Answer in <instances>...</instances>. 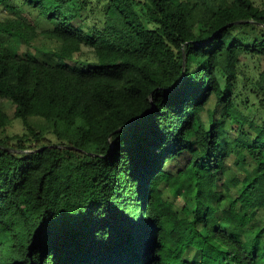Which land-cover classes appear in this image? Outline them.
<instances>
[{
	"label": "trees",
	"instance_id": "trees-1",
	"mask_svg": "<svg viewBox=\"0 0 264 264\" xmlns=\"http://www.w3.org/2000/svg\"><path fill=\"white\" fill-rule=\"evenodd\" d=\"M77 1L0 0V264H264V0Z\"/></svg>",
	"mask_w": 264,
	"mask_h": 264
},
{
	"label": "rangeland",
	"instance_id": "rangeland-1",
	"mask_svg": "<svg viewBox=\"0 0 264 264\" xmlns=\"http://www.w3.org/2000/svg\"><path fill=\"white\" fill-rule=\"evenodd\" d=\"M254 1L256 2L257 5H261V2L263 0H254ZM16 2H17V4H21V0H16ZM93 2L94 3L92 4V6L95 9V11H92L89 9H88L89 10L88 11L87 9L82 10L80 3H78V1H77L76 5H75V8L77 9L76 13L81 12L82 18L86 17V16L89 18L88 22H89L90 28H92V27L103 28L105 19H104V15H103V9H101V8H103V6H105L106 4H104L102 6L100 4L96 5L95 0H93ZM9 13H11V12L6 10L4 6H0V19L5 17V16H8ZM16 14L18 16H24L25 18H27L29 20H31V18H34L36 20L38 17L37 13L31 12V10L28 9V7H22L21 9L16 10L15 15ZM77 18H78V20L82 19L81 17H77ZM40 25L43 28L51 27V25L47 24L44 20H41ZM41 41H42V44L44 45L43 48H47L45 51H42V52L31 51V52H27V53H29L30 55L35 56L39 59L51 58L54 60L55 59V50H56V47L58 44L54 41L51 42V41H49V39H45V38L42 39ZM25 50H26L25 47L21 48V52H25ZM45 52L48 54H46ZM74 61H75L74 63H77L78 65L83 66V65H93L97 61V59H96V56L92 50H90L87 47H84L81 53L75 55ZM0 106L4 107L5 110L8 112V114L11 117L13 116L14 106L9 100L2 99L0 101ZM210 106L213 108V103H211ZM247 114L252 116V117H255L256 119H258V117L260 116V115L258 116L257 114H255L252 111H247ZM37 123L41 124V123H43V121L37 119ZM23 132H24V126H23L22 121L19 119H14L11 122V124L9 125V127L6 129L5 134L12 136L14 134H22ZM1 136L2 135H0V137ZM47 136H48V138L52 137L51 135H47Z\"/></svg>",
	"mask_w": 264,
	"mask_h": 264
}]
</instances>
